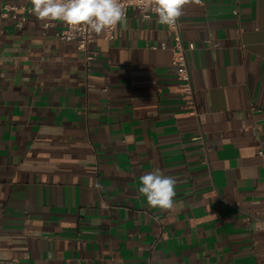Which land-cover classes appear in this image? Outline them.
Masks as SVG:
<instances>
[{"label": "crops", "instance_id": "1", "mask_svg": "<svg viewBox=\"0 0 264 264\" xmlns=\"http://www.w3.org/2000/svg\"><path fill=\"white\" fill-rule=\"evenodd\" d=\"M0 0V264H264V0H191L168 26L129 8L95 59ZM237 11V15L234 13ZM176 179L150 207L140 177Z\"/></svg>", "mask_w": 264, "mask_h": 264}, {"label": "clouds", "instance_id": "2", "mask_svg": "<svg viewBox=\"0 0 264 264\" xmlns=\"http://www.w3.org/2000/svg\"><path fill=\"white\" fill-rule=\"evenodd\" d=\"M32 14L39 20L61 21L74 32L89 36L103 35L118 26L127 28L126 11L121 0H27ZM191 0H138V7L151 20L148 13L156 14L157 23L173 27L183 15ZM176 179L154 169L140 177L139 193L146 197L150 207L170 210L174 207Z\"/></svg>", "mask_w": 264, "mask_h": 264}, {"label": "built area", "instance_id": "3", "mask_svg": "<svg viewBox=\"0 0 264 264\" xmlns=\"http://www.w3.org/2000/svg\"><path fill=\"white\" fill-rule=\"evenodd\" d=\"M121 3L123 4L126 12L129 8H135L141 12L143 17L146 15L141 11L140 7H138V0H121ZM31 9L32 6L30 3L22 7L15 4H5L3 6L2 16H14L20 10H23L26 14H32ZM234 13L237 15L238 12L235 11ZM147 15L152 16L153 13H148ZM42 22L46 30L53 28L57 25V23H60V28L56 31V37L66 42H76L78 44V48L83 50L86 54L85 58L87 65L95 59L96 53L91 49V45L95 42V35L89 36L83 32H74L69 25L61 21L45 20ZM115 30L108 31L105 34L106 38L109 40L114 39ZM167 33L172 40L171 50L173 52V65L179 81V90L184 100V108L188 115L198 116L199 112L197 108L196 91L188 61V52L194 50L195 45L193 43L188 45L184 44L180 31L179 20L175 26L168 27ZM259 155L264 159V150H260Z\"/></svg>", "mask_w": 264, "mask_h": 264}]
</instances>
